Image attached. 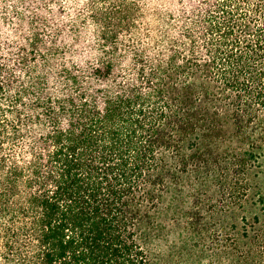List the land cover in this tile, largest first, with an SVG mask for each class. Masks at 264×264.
<instances>
[{
  "label": "trees",
  "instance_id": "16d2710c",
  "mask_svg": "<svg viewBox=\"0 0 264 264\" xmlns=\"http://www.w3.org/2000/svg\"><path fill=\"white\" fill-rule=\"evenodd\" d=\"M263 167L264 0H0V264L264 257Z\"/></svg>",
  "mask_w": 264,
  "mask_h": 264
},
{
  "label": "rangeland",
  "instance_id": "374dc122",
  "mask_svg": "<svg viewBox=\"0 0 264 264\" xmlns=\"http://www.w3.org/2000/svg\"><path fill=\"white\" fill-rule=\"evenodd\" d=\"M257 183L264 194V167ZM207 221L213 223L211 219ZM214 229L212 225L204 226L197 234H190L183 222H166L154 230L147 251L154 264H264V257L243 244L235 249L225 234L217 236Z\"/></svg>",
  "mask_w": 264,
  "mask_h": 264
}]
</instances>
